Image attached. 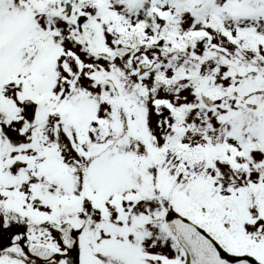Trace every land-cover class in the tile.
Instances as JSON below:
<instances>
[{
	"label": "snow or ice",
	"instance_id": "obj_1",
	"mask_svg": "<svg viewBox=\"0 0 264 264\" xmlns=\"http://www.w3.org/2000/svg\"><path fill=\"white\" fill-rule=\"evenodd\" d=\"M0 264H264V0H0Z\"/></svg>",
	"mask_w": 264,
	"mask_h": 264
}]
</instances>
